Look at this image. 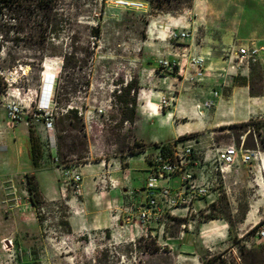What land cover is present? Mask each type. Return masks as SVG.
<instances>
[{
  "label": "rangeland",
  "instance_id": "374dc122",
  "mask_svg": "<svg viewBox=\"0 0 264 264\" xmlns=\"http://www.w3.org/2000/svg\"><path fill=\"white\" fill-rule=\"evenodd\" d=\"M144 1L148 3L144 13L113 7L109 0L75 3L71 13L79 15L78 22L71 31L62 34L63 44L65 50L70 51L69 38L73 35L79 39L75 46L89 43L92 54L88 64L72 75L60 76L59 58L46 57L39 66L34 63L30 67L32 60L28 57L34 55V50L1 42L2 36L11 38L13 34L6 32V28L0 32V107L5 110L9 100L21 106V119L34 128L43 151L40 166L34 169L29 139L19 136L18 150L15 146L10 150V160L20 166L16 170L26 172L12 175L7 172L0 176V264H226L227 260H234L228 252L232 247L240 254L242 264H246L244 253L264 251V240L251 242V236L264 224V145L261 144L264 113L253 117L254 122L248 126L206 128L184 135L186 119L180 114L174 120L169 117L176 97L184 90L173 88L171 83L184 88L198 82L183 81L180 74L160 73L158 68L160 59H174L172 54L176 52H168L167 45L171 31L187 29L189 38L177 44L187 48L192 44L200 51L208 83L213 87L225 83L223 98L229 97L232 88L240 86L243 79L250 95L264 96V73L256 68L248 77L242 76L239 72L244 68L234 57L236 48L247 40L264 42V0ZM86 25H98L100 38L90 37ZM8 53L21 60L11 64ZM45 65L47 69L42 67ZM134 76L139 86L137 121L131 127L127 123L120 127L118 121L111 118L117 111L113 107L114 91L120 85L124 87ZM55 85L59 87L58 98L48 106ZM218 98H212L213 106L209 110L214 109ZM150 101L156 103V107L150 106ZM66 106L77 109L84 119L87 152H81L84 157L81 160L69 154V150L72 143L78 146L75 137L83 138L75 129L67 130L66 123L62 130L57 120ZM47 110L56 117L48 122H52L54 128L57 163L48 147ZM152 115L156 117L148 120ZM165 119L170 124H165ZM129 128L132 131L129 142L111 137V133L128 136ZM59 135L66 137L63 145ZM243 136L247 148L258 151L261 161L233 166L217 181L207 179L213 195L210 200L215 201L208 208L191 212L184 218L181 212L172 214L164 208L158 223L142 224L137 211L138 195L131 199L139 191L123 194L120 175L119 180H110L109 167L102 169L103 164H99L102 160L114 163L130 156L132 175L137 176L146 166L138 161L143 154H138L132 145L133 139L143 144L148 162L155 152L154 144L183 141V145H193L194 151L202 156L213 144L218 147L235 144L239 148ZM127 145L133 151L129 152ZM115 156L119 158L114 159ZM71 160L73 163L66 162ZM85 162L92 163L88 166L91 173L78 167ZM65 167L80 174L82 181L78 189L67 184L63 176ZM29 173H34L41 193L40 209H33L29 202L25 178ZM180 184L179 179L172 180L173 187ZM117 189L120 191H115ZM209 216L226 222V245L214 240L215 248L210 249L209 245H213L205 240V235L197 237L199 227ZM184 237L187 239L183 241Z\"/></svg>",
  "mask_w": 264,
  "mask_h": 264
},
{
  "label": "built area",
  "instance_id": "2783aa9c",
  "mask_svg": "<svg viewBox=\"0 0 264 264\" xmlns=\"http://www.w3.org/2000/svg\"><path fill=\"white\" fill-rule=\"evenodd\" d=\"M111 6L119 7L124 10L146 12L148 3L144 0H109ZM189 38V30L171 31L169 40L172 42H183ZM174 59H160L158 61V68L160 73H169L178 76L182 75L184 81L202 82L205 77L204 73L207 68H204V57L199 54L191 53L183 50L182 53H173ZM235 59L238 60V65L242 66L245 77L250 74L251 67H258L264 73V43L260 40L251 39L245 43L240 44L235 51ZM232 61V58H230ZM191 70V71H189ZM1 74V73H0ZM165 74V73H164ZM212 98L219 97L217 91L211 93ZM52 99V98H51ZM48 101V106H50ZM213 106L212 99L206 100L202 104L203 110H209ZM200 110V106H197ZM6 116L12 121L21 120L22 108L14 100H9L5 106ZM47 122L53 120L52 112L47 110L45 112ZM81 116V113H78ZM48 131V147L50 149L52 159L55 163L58 162V154L56 148V139L53 133L52 122L46 123ZM257 143L256 138H254ZM183 141L171 143L167 151L163 153L161 146L155 148V152L150 159V168L146 184L144 186V200L139 203L138 218L142 224L158 223L162 209H168L169 212H180L182 206L185 204L184 200H192L193 198H209L212 194L210 185L207 179L202 177L197 178L196 168L201 167L204 171L211 172L214 175V180L218 177H224L229 173L233 166L247 165L253 161H261L258 156V151L255 149L244 148L245 137H241L239 148L235 145H227L218 147L213 144L202 156H199L193 149V145L185 144ZM262 144V142H261ZM208 166V167H207ZM207 167V168H206ZM65 167L63 176L67 184H72L77 189L80 187L82 178L79 173ZM206 168V169H205ZM180 180L179 191H174L172 186L173 179ZM111 182V181H110ZM66 184V185H67ZM185 196V197H184ZM187 197V198H186ZM177 214V213H175ZM258 223L253 225L256 227ZM162 231H160V235ZM253 243H258L264 240V224L259 226L254 233ZM248 248L250 245L245 243ZM233 262L228 264H242L241 256L237 249L234 248Z\"/></svg>",
  "mask_w": 264,
  "mask_h": 264
},
{
  "label": "trees",
  "instance_id": "16d2710c",
  "mask_svg": "<svg viewBox=\"0 0 264 264\" xmlns=\"http://www.w3.org/2000/svg\"><path fill=\"white\" fill-rule=\"evenodd\" d=\"M78 0H0V32L2 29L6 28V32H12L13 37L6 38L1 37V42H11L15 45H22L25 48L34 50V55L30 58L32 63L29 66L33 67L34 63L37 66L41 64L42 60L46 57L49 58H59L61 60L60 66V76L62 75H72L76 71L81 70L84 66L88 64L90 60L91 51L88 46L76 47L75 44L79 41L77 37L73 36L69 38L70 40V51H66L63 44L64 39L62 34L67 31H71L73 26L77 24L79 15L74 12L71 13L72 8H75ZM76 3V4H75ZM77 8V7H76ZM86 29L89 32V36L95 39L100 38L99 26L86 25ZM9 61L11 64L16 61H20L21 58L16 55L8 53ZM27 64V63H26ZM28 65V64H27ZM12 68V66H11ZM258 67H251L250 73ZM246 79H243L241 85H246ZM138 78L132 77L129 82L123 87L119 86V89L114 91L113 107L117 108L116 113L112 114L111 118L116 119L121 127L124 123L133 126L137 121V94H138ZM59 87L55 85L52 91V104L56 98H58ZM54 99V101H53ZM60 102V101H59ZM58 103V101H57ZM65 111L60 112L57 116L59 125H61L62 130H64V124H68L67 130L75 129L79 132L82 140L75 137L78 146L74 143L71 145V150L69 154H73L78 160L84 158L81 152H87V144L85 142V123L84 119L78 115L77 109L63 107ZM56 118V117H53ZM254 121L250 119L247 122L241 124L230 125V128L237 126H248ZM118 126V125H117ZM129 135H116L111 133V137L120 141H128L132 138V131L130 128L127 130ZM83 132V133H82ZM28 134H29V148L31 164L34 169L40 166L42 160V146L39 137L36 135L34 128L28 123ZM61 145L64 144L65 136H58ZM264 145V141H262ZM132 145L136 147L137 152L144 151L143 144L139 143L136 139H133ZM161 146V151L165 153L169 147V143L154 144L153 148H158ZM244 146L247 148V142H244ZM78 148V150H76ZM124 148L121 147L120 151ZM126 149L133 151V148L126 146ZM132 154V153H131ZM134 154V153H133ZM73 163V160L66 161ZM27 182V191L29 193V202L33 209H40L42 207V197L41 193L38 191L36 183L34 181V173L26 174L25 176ZM220 217L209 216V220L217 219ZM257 226V225H256ZM243 258L246 264H261L264 262V251H247L244 253Z\"/></svg>",
  "mask_w": 264,
  "mask_h": 264
},
{
  "label": "crops",
  "instance_id": "0c3cea01",
  "mask_svg": "<svg viewBox=\"0 0 264 264\" xmlns=\"http://www.w3.org/2000/svg\"><path fill=\"white\" fill-rule=\"evenodd\" d=\"M260 42L262 41L260 40ZM167 45L168 47H170L168 52H176L180 54V52H182L183 50H187L197 55L200 52L197 49H194L192 44H190V46L187 48V46L178 45L177 42L169 41ZM223 70H225V68ZM239 73L241 74L242 72ZM172 80L175 79L172 78ZM171 85L173 86V88H177L179 91L184 90L183 92H180L176 97L174 101L175 103L173 105V109H171L172 115H169L170 120H174V118L177 117V114H180L182 118L186 119V122L183 123L185 124L183 127L185 131L182 134L184 135L185 132L187 131L188 133L186 134H190L195 130H202V129L204 130L206 128L213 129V128H219L221 126L244 123L252 119L253 117L262 115L264 113V104H263L264 96L258 97V96L250 95L246 85L234 86L231 90L230 96L224 98L222 95L224 88L223 86H225V83L223 84V86L222 84H220L217 87H213L208 83V79H204L202 82H198L195 85L191 84L185 86L184 88L182 85H178L175 83H171ZM213 91H217L219 94V98L215 100L216 104L214 109L209 111L201 109V105L204 101L208 99H212L211 93ZM227 99L229 100L227 101ZM150 103H152V101H150ZM154 105L155 106L152 107H156L157 104L154 103ZM198 105L200 106V110L197 109ZM141 114L143 113L141 112ZM208 114H210L209 118H208ZM153 117H156V115L148 116L147 119L152 120ZM164 122L165 124H170V121H168V119H165ZM193 123H195V127H192ZM21 135L29 139L28 124L26 120L21 119L19 121L12 122L7 118L6 110L0 107V176L6 175L7 172H12L11 174L9 173L8 175L20 174L26 172V170L24 169L16 170L19 169L17 167L20 166H15L14 162L10 160V157L12 155L10 150H12L14 146L16 148V151L18 150L17 147H19V136ZM153 149L155 150V148ZM141 153L143 155L141 158L140 157L138 158V161L142 164H145L146 169L142 170L141 175H137V176L132 175L133 170L130 168V163L132 159H130L131 158L130 156L122 157L125 158L126 160L124 159L122 161H117L114 163L111 162L108 163L105 160L99 162L100 166L103 164L102 169H106V167H109V171H107V173L110 174V180L113 178L118 179V176L120 175V179L122 180L123 183L122 185L123 194H131L133 190L139 191L138 193L133 195V197H131V199H136V196L138 195V201H137L138 204L144 200L145 192L143 188L147 180L148 170L150 168V164H149L150 161L147 162L145 159L147 151L145 150L139 152L138 154ZM118 158L119 156H115L114 159H118ZM89 164L92 163L85 162L80 164L78 167H80L83 172H87L86 170H88L87 173H91L92 171H90L88 167ZM241 166L242 165H240V167ZM118 169L121 171L118 172ZM203 170L204 169H201V167L196 168L197 176L205 179L213 178L212 180H214L213 173L208 172L209 169H207V171L204 172ZM129 178H131V180ZM134 186L135 188H133ZM173 189L174 191H179L180 188L173 187ZM115 191H120V190L117 189ZM212 196L213 195L211 194L209 198H201V199L193 198L192 200L189 201L181 197L185 202V204L182 206L180 211L182 213L181 218L190 215L191 212L197 213V211L208 208L210 204L212 205L213 202L215 201L214 199L210 200ZM191 222H195L194 219L193 220L191 219ZM201 235H205L206 241H211L213 246L209 245V247H211L210 249H213V247L215 248L214 242L216 240L225 243L226 242L225 240L228 238V228L226 226V222L221 218L203 222L199 227V235L197 237L201 238L200 237ZM193 236L195 235L193 234ZM186 239L187 237L186 238L184 237V239L182 240L184 241ZM182 245L184 247L186 246L184 242L182 243ZM228 252H230V255L232 254L233 256L234 248L233 247L229 248ZM226 262H229V260H227Z\"/></svg>",
  "mask_w": 264,
  "mask_h": 264
},
{
  "label": "bare ground",
  "instance_id": "6f19581e",
  "mask_svg": "<svg viewBox=\"0 0 264 264\" xmlns=\"http://www.w3.org/2000/svg\"><path fill=\"white\" fill-rule=\"evenodd\" d=\"M47 63V62H46ZM44 69H47V66L45 65V66H42ZM43 69V70H44ZM50 77V76H49ZM46 80H47V77H46V74L44 73V71H43V82L45 83L46 82ZM50 81V80H49ZM46 84V83H45ZM47 84H49V83H47ZM48 86V85H47ZM142 95V94H141ZM150 106H155L154 105V103H150ZM142 112V111H141ZM143 113V112H142ZM172 115V114H171ZM185 125V124H184ZM187 125H189V124H187ZM186 133H188V131L187 132H185V134Z\"/></svg>",
  "mask_w": 264,
  "mask_h": 264
}]
</instances>
